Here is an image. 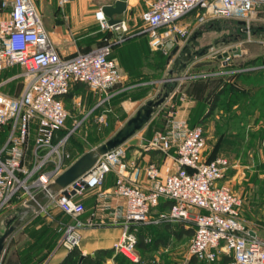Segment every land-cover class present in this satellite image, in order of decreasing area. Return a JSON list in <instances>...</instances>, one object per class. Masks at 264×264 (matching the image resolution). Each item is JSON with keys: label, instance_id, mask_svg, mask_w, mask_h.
Segmentation results:
<instances>
[{"label": "built area", "instance_id": "1", "mask_svg": "<svg viewBox=\"0 0 264 264\" xmlns=\"http://www.w3.org/2000/svg\"><path fill=\"white\" fill-rule=\"evenodd\" d=\"M76 1L56 0L63 19L65 6ZM262 6L264 0H152L140 19L149 47L166 52L185 46L193 35L192 24L237 20L243 23L241 31L249 34V23ZM94 16L100 30L115 33V39H105L93 50L63 58L33 0H0V73L21 69L0 81V212L16 203H36V193L49 191L52 178L69 157L65 144L72 131L62 137L59 132L69 117L64 98L72 86L86 85L105 96L103 103L122 80L111 55L112 46L126 39L125 21L109 25L101 8ZM186 18L192 23H182ZM224 52H228L225 64L241 55L239 46L231 56L226 50L220 56ZM18 80L21 88L16 95L2 91L3 86ZM179 100L184 101L182 94ZM176 110L143 146L169 159L174 165L171 173L162 174L149 162L144 167L148 188L134 184L124 161L123 143L99 153L85 173L49 194L50 205L71 221L57 224L59 246L77 248L83 227L119 226L121 238L113 244V254L137 262L136 232L140 226L183 223L193 229L188 255L197 262L211 264L225 255L229 257L227 264H264V240L250 234L240 216L242 199L223 182L229 160L223 156L207 160L202 127H191L177 117ZM110 173L115 175L112 190L101 191ZM92 191L101 201L100 211L109 210L106 199L111 195L119 204L106 215L93 212L80 220L85 213L82 197ZM161 203L167 207L160 209Z\"/></svg>", "mask_w": 264, "mask_h": 264}, {"label": "rangeland", "instance_id": "2", "mask_svg": "<svg viewBox=\"0 0 264 264\" xmlns=\"http://www.w3.org/2000/svg\"><path fill=\"white\" fill-rule=\"evenodd\" d=\"M33 1L42 17L50 39L57 46V49L66 56L70 57L77 53L93 50L106 38H110V35L113 39L112 33L100 30L94 16L98 8L109 0H77L64 8L65 19L61 17L62 12L55 0ZM131 1L130 9L123 15L127 28L124 34L127 39H138L140 45L146 49L145 78L142 80H150L151 83L149 86L139 89L119 92L122 89V82H120L110 91L108 100L103 103L101 102L105 97L104 95L89 91L85 87L86 85L77 86L71 97L64 103L69 117L63 131L66 133L65 135L72 131L65 144V152L69 157L64 161L51 182L60 184L70 180L73 177L67 172L70 165L83 155L87 156L91 153L94 157L92 152H98L102 144L124 128L127 121L136 115V111L140 110L143 113V108L148 102L157 103L161 98H163L162 103L155 107L152 106L151 117L143 125L144 128L146 127L144 132L142 131L143 127L138 130V134L145 135L144 137L147 139L164 128L168 114L173 113L177 109L176 107L180 105L181 94L184 96V101L197 96L198 102L191 123L199 124L202 127L206 147L212 146L213 150L222 148L223 142L213 144L212 137L220 133V130L233 131L234 108L233 104H229L233 103V95H222L214 103V110L211 113L208 112L211 116H207L208 113H206V74L216 73L218 76H223L226 68L220 66L218 62L217 66L206 70V43L197 48L199 53H194L196 51L192 48L194 44L191 41H188L182 48H176V50L175 48H170L166 52L152 50L148 45L145 26L140 19L141 13L147 9L148 3L152 0ZM257 13L258 15H255L258 18L255 16L249 25L260 24L264 31V6ZM237 24L238 22L231 21L225 24V27L229 32H234ZM124 42L127 40L125 39ZM236 58L240 59L238 56ZM134 59L138 61L137 57ZM236 61L238 60L235 59L230 62L234 64ZM128 65L130 66V63ZM20 70L19 67H14L11 72H19ZM8 75L9 71L7 70L1 72L0 81L6 79ZM190 76L196 77L190 78ZM229 78L233 79L232 81L228 79L229 83L233 84L234 77ZM213 82L216 81L213 80L210 83ZM224 85L222 81L220 86ZM20 88L21 81L18 80L3 86L2 91L11 94L17 93ZM226 145L235 146L233 142H227ZM244 147L241 162L246 167L242 170V175L234 177L235 173H231L228 168L224 179L232 192L242 199L240 216L244 225L254 231L258 238L264 240V153H258L255 144L246 143ZM50 216L59 219L60 212L53 204L50 205L49 200L43 204L32 203L31 206H22L16 203L3 209L0 212V238H2L3 250L7 254L17 250L16 252L19 253L20 257L29 255L25 254L27 251H38L39 244L33 246L30 239L34 236V232H36L35 236L41 235V239L46 238V233L41 232L42 228L46 227V225L43 226L42 221ZM34 225H40V229L35 231ZM147 226H153V228L145 230L144 234L148 248L143 249V251L138 250L140 255L137 252L139 258L134 263L207 264L195 262L188 255V246L192 236L190 226L187 228L189 233H182L181 235H177L181 226L179 223L168 227L152 224ZM41 245L44 246L45 241L40 242ZM228 262L229 259L225 264ZM118 263L120 262L118 261ZM113 264H117L115 260ZM211 264H224V261L220 257Z\"/></svg>", "mask_w": 264, "mask_h": 264}, {"label": "crops", "instance_id": "3", "mask_svg": "<svg viewBox=\"0 0 264 264\" xmlns=\"http://www.w3.org/2000/svg\"><path fill=\"white\" fill-rule=\"evenodd\" d=\"M115 1L116 0L106 1L101 5V7L113 4ZM131 2V0L126 1L127 7L125 13L130 9L132 5ZM123 15L116 18H120L125 21V16ZM256 15H258V13H256ZM256 15H254L253 18ZM256 18H258V16H256ZM190 21L191 18H186L182 21V23L189 24ZM231 21L238 22V26L237 28H234V32H229V30L225 27V24H228ZM241 27H243L242 22L229 19L210 21L203 26H195L192 24L193 35L189 40L194 44L192 47L196 51L194 53L198 52V47H201L203 43H206V70L214 68L217 66L218 62L220 66L227 67L223 76H218L216 73L206 74V113H208L211 108L214 94L221 87L220 83L222 81L224 83L227 82L228 79H230L229 77L233 74H241L239 77L234 78L237 99L236 103L233 105L235 118L233 131L225 132L220 130V133L212 137L213 144L217 142H219V144L222 142H233L235 146H223L218 150L214 149L215 151L212 146H207L205 151L206 157L213 155L215 157H226L230 163L229 171H231V173H235L234 177L242 175V170L246 167L244 163L241 162L243 151L245 149L244 144H255L257 152L260 154L264 153V31L263 26L257 23L251 24V26L249 25V34L243 33L241 31ZM112 35L114 40L116 35L115 33H112ZM236 46L240 47L241 55L238 57L240 59H237L235 56V58L233 57L230 61H234L235 59L238 61L234 62V64H231V62H229V64H225V57H220V53L226 50L229 51V56H231ZM55 47L57 49L56 45ZM216 50L218 51L216 52ZM58 52L63 58L69 57L64 55L60 50H58ZM111 56L117 63L121 73L122 89H120L119 92L129 91L138 86H147L151 83L150 81L138 83V81H144L142 79L145 78L144 67H146V49L140 45V41L138 39L130 38L127 42L120 43V45L112 50ZM135 57L138 58V61H135ZM133 62L134 64H132ZM128 63H130V66ZM7 71H9L8 77L18 73L11 72L12 69ZM215 76L223 78H216ZM213 80L216 82L211 84L210 82ZM230 80L232 81L233 79ZM80 85L85 86L84 84H74L71 89V94L73 90ZM67 100L68 99H64V103ZM197 102V96L193 97V99H187L181 102L180 105L176 107L177 117L184 119L189 123L196 109ZM145 128L143 127V132ZM138 133L139 131L125 142L126 153L124 161L128 164V175L131 176L133 183L141 186L142 188H148V183L144 174V167L147 163H155L162 171V174L171 173L174 170V165L160 152L146 151L143 146L150 138L147 139L144 137L145 135H139ZM92 153L94 154V157L91 153L87 156L83 155L70 165L67 170L68 175L76 176L78 174L85 173L98 156L97 151H93ZM114 179L115 175L113 173L108 174L101 187V191L112 190ZM66 182L67 181H63L60 184L51 182L47 193H36V201L41 204L47 202L49 194H55L63 189L66 186ZM223 182L225 183V179ZM82 201L85 206V213L80 216V220L87 219L93 212L97 215H106V213L114 210L119 204V199L111 195L106 199V204L108 205L109 210L105 212L100 211L98 206L101 201L97 198L96 191L85 194L82 197ZM62 220L68 223L71 222L69 218L63 217L61 212L59 219L54 216L46 217L45 220L42 221L43 226L46 225V227H43L42 229L47 228L48 234L46 233V235L50 234L53 236L58 222ZM33 229L38 231V229H40V225H34ZM35 234L36 232H34V236L31 237L32 239H30V243L33 246H37V244H39L38 251H27L25 254L29 255H26L25 257L22 256L23 258L18 255L19 253L17 254V250L7 254V252L3 250L1 242L2 238H0V264H62L72 249L69 250L59 246V238H57L51 249L45 245L40 246V242L44 241L45 238L41 239L42 236H35ZM79 234L80 240L76 249L84 257L88 255L94 257L95 253L99 250L112 249L113 244L121 238V229L119 226L109 224L94 225L91 227L81 228L79 230ZM47 241L48 240H46V242ZM113 256H115V254H113ZM108 260H111L112 262L114 261L113 257L106 259L105 262Z\"/></svg>", "mask_w": 264, "mask_h": 264}, {"label": "trees", "instance_id": "4", "mask_svg": "<svg viewBox=\"0 0 264 264\" xmlns=\"http://www.w3.org/2000/svg\"><path fill=\"white\" fill-rule=\"evenodd\" d=\"M111 33V32H110ZM111 38V39H110ZM110 38H106L107 40H111V41H113V39H112V36L110 35ZM126 40H128L127 38H126ZM104 43V41L101 43V44H103ZM100 44V45H101ZM99 45V46H100ZM118 45H120V43L119 44H114L113 46H112V50L115 48V47H117ZM153 50V49H152ZM155 51H159V50H155ZM85 52H87V51H85ZM111 58H112V56H111ZM113 59V58H112ZM225 68H227V67H225ZM241 74H239V73H237V74H233L232 75V77H239ZM150 80H144V81H138V83L139 82H149ZM137 83V82H136ZM78 84H80V83H78ZM225 85L224 86H221L220 88H219V90L214 94V97H213V102H212V105H211V108H210V110H209V113H211L213 110H214V108H215V105H214V103H216L217 102V100L222 96V95H226V94H228V95H230V96H234V99H233V103H229V104H235L236 103V99H237V97H236V88H235V83L233 82V84L230 82L229 83V81H227V82H225L224 83ZM150 84H148L147 86H149ZM142 87H146V86H138V87H135V88H132V90L133 89H139V88H142ZM72 89V88H71ZM20 90V89H19ZM129 91H131V90H129ZM19 92V91H18ZM17 92V93H18ZM124 92H128V91H124ZM17 93H11V94H14V95H16ZM71 97V90H70V92H69V94L68 95H66L65 96V98L64 99H69ZM209 113H208V115L207 116H210L209 115ZM189 125L191 126V127H194V126H196V125H199V124H192L191 123V120L189 121ZM65 134L66 133H64V131L63 130H61L60 132H59V136H65ZM226 143L227 142H224L223 144V146H227L226 145ZM215 156L213 155V156H210V157H206V159L207 160H211V159H213ZM167 207V204L166 203H161L160 204V206H159V208L160 209H164V208H166ZM181 226H180V228H179V231H178V233H177V235H181L182 233H189V230L187 229L188 227L186 226V225H184L183 223H179ZM161 226H172V224H161ZM149 228H153V226H147V225H145V226H140L138 229H137V232H136V237H137V244H136V250H137V252H138V254H139V251L138 250H141V251H143V249H146V248H148V243L146 242V237H145V230L147 231ZM42 233L44 232V233H47V228H45V229H42V231H41ZM193 234V229L191 228V235ZM46 235V234H45ZM41 236V235H40ZM57 238H59V234L58 233H56L55 232V234L53 235V236H51L50 234L49 235H47L46 236V238H45V246H47L49 249H51L53 246H54V243L56 242V240H57ZM46 240H48L47 242H46ZM140 255V254H139ZM80 257H81V253L76 249V248H73L69 253H68V255L66 256V258L64 259V261L62 262V264H78V262H79V260H80ZM113 257V260H115V262L117 263V264H126V263H128V264H136V263H134V262H132V261H130V260H128L127 258H125L124 256H122V255H115V256H113V250L111 249V250H99V251H97L96 253H95V255H94V257H91V256H85V257H83V259H82V261H81V263L80 264H104V262H105V260L106 259H109V258H112ZM221 258L223 259V261H224V264L226 263V261L229 259V257H227V256H225V255H223V256H221ZM193 261H195V262H197L195 259H192ZM118 261L120 262V263H118ZM200 263H203V262H200Z\"/></svg>", "mask_w": 264, "mask_h": 264}, {"label": "water", "instance_id": "5", "mask_svg": "<svg viewBox=\"0 0 264 264\" xmlns=\"http://www.w3.org/2000/svg\"><path fill=\"white\" fill-rule=\"evenodd\" d=\"M126 7H127L126 1L116 0L113 4L102 6L101 11L103 12L104 16L107 18V23L109 25H117L121 21V19L116 18V17L123 15L126 11ZM175 50H176V48H175ZM175 50H173V51H175ZM227 55H228V52H224L222 54V56H220V57H227ZM162 101H163V98H161L157 103L148 102L146 107L143 108V113L140 110L137 111L136 115L127 121L126 126L124 128L119 130L115 134L114 137H112L111 139H109L108 141H106L104 144H102L99 147V150L97 153L98 154L99 153H105V152L125 143L129 138H131L133 135H135L136 131L140 130L143 127V125L145 123H147L148 120L150 119L152 106L155 107V106L159 105L160 103H162ZM95 160L93 161V163L95 162ZM93 163H92V165H93ZM79 175H81V174L73 176L70 180H68L66 182L65 185L70 183L72 180L77 178ZM250 234L252 236L256 235L255 232L252 230L250 231ZM83 257L84 256L81 255L78 264L81 263Z\"/></svg>", "mask_w": 264, "mask_h": 264}]
</instances>
